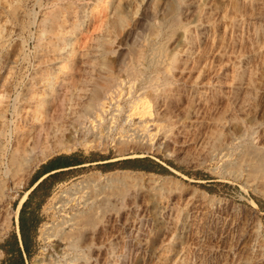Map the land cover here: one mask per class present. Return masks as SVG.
Masks as SVG:
<instances>
[{
    "label": "bare ground",
    "instance_id": "6f19581e",
    "mask_svg": "<svg viewBox=\"0 0 264 264\" xmlns=\"http://www.w3.org/2000/svg\"><path fill=\"white\" fill-rule=\"evenodd\" d=\"M26 62L24 79L18 67ZM263 66L264 0H0L1 229L29 191L11 211L7 190L46 157L78 146L163 149L264 185ZM190 143L200 152L190 155ZM171 177L112 170L62 187L40 229L51 248L34 264H132L142 250L133 237L148 239L149 220L160 247L182 217L167 264H210L211 251L194 241L210 227L203 194H187Z\"/></svg>",
    "mask_w": 264,
    "mask_h": 264
},
{
    "label": "rangeland",
    "instance_id": "374dc122",
    "mask_svg": "<svg viewBox=\"0 0 264 264\" xmlns=\"http://www.w3.org/2000/svg\"><path fill=\"white\" fill-rule=\"evenodd\" d=\"M30 3L31 2H28L29 4L28 6H30ZM28 34L29 33L26 32L25 36L27 35L28 37ZM31 38H29L30 49L33 48V43H34L33 38L32 39ZM247 47L248 45H246L243 48L245 50V52L243 53L245 54L249 52L246 50L251 49L249 48L250 46L248 47V49ZM21 65L22 67L21 66L18 67V72L19 74L21 72L20 75L22 76V78L25 79L27 77L26 75L28 74L30 65L28 62L22 63ZM231 108H228L227 110L231 112L229 110ZM177 111L181 112V109ZM228 111H226V113ZM124 115L125 114H122L121 116ZM246 117H248V115ZM12 118L13 116L11 114L10 116L9 113L6 114V122L11 123V121L9 120ZM10 123L8 127L12 128L13 125ZM119 129H120V125H118V127L114 129L113 132L118 133ZM203 130L204 133L203 131H201V134L203 133L205 135L206 133L207 135V129L203 128ZM204 135L203 137L205 138L206 135L205 136ZM1 139L4 140V137H2ZM192 144L193 143L188 144L186 148L190 152V155H195L196 153H194V151L197 148L198 149L197 153H198L200 149L199 147H201V145L200 144L192 145ZM194 145H197L198 147L197 146L194 147ZM188 146L190 147L188 148ZM121 149H122L121 147L119 149V146L114 145L112 142L109 141V144L106 148H91V147L85 148L82 146H78L76 149H73L71 151L58 152V153H73L75 155H78L80 159H85V160L97 159L98 161L87 163L73 170H69L57 176H53L49 180L43 181L38 186V188L32 193L31 197L27 201V205L34 208L37 225L33 233L32 241L30 245V252L29 254L23 253V256L21 257L22 264H34L35 258L37 257V255L39 256L43 252L45 247H48L49 249L51 248L53 240L43 241L40 236V229L43 223L51 222L54 218L53 211L46 210V206L50 202V198L62 187L70 184L73 181L83 178L90 173H95V172L104 173L112 170H133L135 172L142 173L145 178L148 176H153L159 180L158 182H162L165 178H170L171 176H172L171 178H176L178 180H181L184 186L186 187L187 194H189L191 190H194L196 193L200 194L201 196L203 194L202 199L204 201V204L206 205L205 207H207L206 208L207 218L205 217L204 218L207 221V223H209L208 227L209 226L210 227L209 228L207 226L206 227L208 228L210 233L207 230L201 231L200 232L201 235L199 236L196 235L197 237H195V239L196 238L198 239L194 241L199 240L198 241V243H200L199 246L202 248L204 247L203 250L211 251V255H210L211 257H209L211 259V262L214 264H218V262L219 264H221L222 262H223L222 264H244V262L245 264H264V251H263L264 250V185H262V183L258 184L255 181L246 182L238 177H235L234 174L217 170L214 167L216 165L215 160L214 161L207 160L202 163H195L192 161L189 164L190 161L188 162L186 159H182V160L180 158L178 159L175 156L167 154L163 149L147 148L145 150L144 148H137V147L127 148V149L125 148L126 150H124L123 148L122 151ZM191 149L193 150V152ZM53 154H57V153H53ZM124 159L127 160L130 159L128 161H131L133 164H138L145 168L123 167L122 164ZM31 173L32 171L26 176L25 180H23V182L20 185H17L14 188L13 191L7 190L8 193L7 201L11 211H13V209L16 208L20 196L29 187L30 185L29 179ZM158 182L157 184L155 183V186H158ZM44 193L45 195H42ZM206 196L208 197L206 198ZM250 199H252L254 203L250 201ZM38 201H40L39 204L37 203ZM149 206L150 205H148V207ZM0 207H1L0 222H1V218H3L2 215L3 216L5 215L6 210L5 208H3L5 206H0ZM208 209H210V212ZM218 212H220V214ZM180 214L184 216V210L183 212L181 211ZM218 215H222V216H218ZM16 216L18 218V212L16 213V215L13 212L10 213L9 223L8 225L4 226V230L1 229V223H0V245H3L6 237L10 236L13 229H16V222H17L15 219ZM214 216L215 218L218 217V219L221 217L220 220L224 221L223 224L224 232L218 234V236H217L218 233L217 229L215 225H213ZM183 220L184 219L182 217L180 220L181 222L179 221L176 224L177 226L175 225L174 227L173 225V227L170 228V231L167 232L168 236L162 242L160 247L155 246V244H157L158 243L157 241L159 240L158 223H156V221L150 222L149 220L148 227L146 225V228L149 229V231L147 229L148 239H147V235L145 234H140V236L135 235L133 237V240L135 241L134 244L136 246L138 245L137 247L139 249H142L140 250L142 253H145V257L143 259V262H146L145 264H167L170 261L171 256L174 254L175 249L179 247V244L181 243L183 238V233H184L183 231L184 229H182ZM210 221H212V223ZM212 226L214 227V229ZM237 228L238 229L240 228V232ZM133 232L135 233L134 230ZM153 232L154 234H152ZM207 234L209 235L211 234L212 236H210L209 238L208 237L209 235ZM199 237L201 238L199 239ZM206 237H207V242L209 240L208 243H206ZM259 238L263 239L261 243ZM203 239L204 241H202ZM217 239H219V241ZM257 240H259V243ZM210 241L213 243H211ZM253 249L255 254L253 252ZM0 250H1L0 264H1L3 259L5 258V254L1 247ZM140 251L137 254V256L132 260V264H139V259H138L139 254H142L140 253ZM213 253L216 256H214ZM223 253L225 255V258L221 259L220 258L221 256L222 258L224 257ZM146 254L149 256L146 257ZM215 258L218 261H216ZM198 260L200 261V258L197 259V262ZM211 262L210 264H212Z\"/></svg>",
    "mask_w": 264,
    "mask_h": 264
},
{
    "label": "trees",
    "instance_id": "16d2710c",
    "mask_svg": "<svg viewBox=\"0 0 264 264\" xmlns=\"http://www.w3.org/2000/svg\"><path fill=\"white\" fill-rule=\"evenodd\" d=\"M128 160L124 159L122 164L123 167L145 168L138 164H133L131 161ZM38 186L39 184L31 188V190L28 192L27 197L22 202V205L19 209L18 220H19V230H20V242L17 239L15 233H11L10 236L6 237L4 244L0 245V247L5 251V253L9 254L5 258L7 259V262L6 263L2 262L1 264H22L21 257L23 256V253L29 254L30 252V245H31L33 233L37 225V220L35 217L34 209L29 213H25V208L27 205V201L31 197L32 193L38 188ZM37 203L39 204L40 201H38Z\"/></svg>",
    "mask_w": 264,
    "mask_h": 264
},
{
    "label": "crops",
    "instance_id": "0c3cea01",
    "mask_svg": "<svg viewBox=\"0 0 264 264\" xmlns=\"http://www.w3.org/2000/svg\"><path fill=\"white\" fill-rule=\"evenodd\" d=\"M96 161H98V160L97 159H93V160L80 159L78 157V155H75L73 153H57V154L50 155V156L46 157L43 161L39 162L34 167V169L32 170L30 179H29L30 187L27 189H29V191H30L31 188H33L37 184L40 185L43 181L49 180L53 176H57L61 173H64V172H67L69 170H73L75 168H78L84 164L92 163V162H96ZM27 195H28V193H27ZM27 195H26V197H27ZM42 195H45V193ZM21 205H22V203H21ZM21 205H20V207H21ZM20 207H19V209H20ZM19 209H18V218H17V216L15 218L17 221L16 222V229H13V231L11 233H15L17 239L20 242V230H19V220H18L19 219ZM33 209H34L33 207L26 205L25 213H29V212L33 211ZM4 254H5V258H6V256L9 255V254L5 253V251H4ZM5 258L2 261L3 263L7 262V259H5Z\"/></svg>",
    "mask_w": 264,
    "mask_h": 264
}]
</instances>
